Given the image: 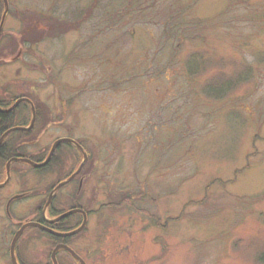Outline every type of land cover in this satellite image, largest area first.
Returning a JSON list of instances; mask_svg holds the SVG:
<instances>
[{
  "label": "rangeland",
  "instance_id": "rangeland-1",
  "mask_svg": "<svg viewBox=\"0 0 264 264\" xmlns=\"http://www.w3.org/2000/svg\"><path fill=\"white\" fill-rule=\"evenodd\" d=\"M93 1L19 0L0 36V99L37 105L27 153L82 141L80 202L125 207L104 209L100 229L93 222L71 245L100 240L73 251L85 264H260L264 0H97L88 18ZM56 21L82 22L58 32ZM23 33L35 42L19 41ZM58 152L49 173L19 165L0 189V264H11L16 223L36 220L39 207L49 218L51 187L82 161L73 147ZM70 191L57 210L70 208ZM21 193L7 219V201ZM18 249L24 264L50 262L48 238L33 229Z\"/></svg>",
  "mask_w": 264,
  "mask_h": 264
},
{
  "label": "flooded vegetation",
  "instance_id": "flooded-vegetation-1",
  "mask_svg": "<svg viewBox=\"0 0 264 264\" xmlns=\"http://www.w3.org/2000/svg\"><path fill=\"white\" fill-rule=\"evenodd\" d=\"M8 1V6L10 7L11 5H14V6H16V5H19V0H7ZM2 2V5H3V0H0V3ZM9 12H10V8H9ZM9 12H8V15H9ZM19 8H15V14L16 15H18L19 13ZM7 15V16H8ZM22 55V51L21 52H19L18 53V55H17V57H16V59L15 60H17L20 56ZM22 99H26V100H28L29 102H31V104L34 106V108L36 109V107H37V105H36V103L34 102V100L31 98V97H29V96H25V95H20V96H13V97H11L10 99H7L6 101H5V99L3 100V99H0V113L1 114H12V113H16L15 115H16V117H18V121H22V119H24L25 118V114L28 112V111H31V106H30V103H28V102H20L19 104H17L16 105V107L14 106L15 105V103L17 102V101H19V100H22ZM15 108H14V107ZM13 107V108H12ZM12 108V109H11ZM20 113H24V114H20ZM28 114V113H27ZM14 114H13V118H14V116H15ZM19 115V116H18ZM37 120V119H36ZM22 122H24V121H22ZM34 126H35V124H34ZM33 126V127H34ZM44 126V125H43ZM42 126V127H43ZM13 128H16V127H13ZM13 128H10V129H13ZM10 129H8V130H10ZM7 130V131H8ZM7 131H5L4 133H6ZM45 131V129L41 132V133H43ZM3 133V134H4ZM2 134V135H3ZM8 137V136H7ZM6 137V138H7ZM5 138V139H6ZM4 139V140H5ZM3 140V141H4ZM79 166V165H78ZM85 166L86 165H84L82 168H81V171H80V173L78 174V175H76L72 180H70L66 185H64L63 187H61L56 193H55V195H54V199H53V201H52V203H51V205H50V207H49V210H53V211H58L55 207V204H56V200H57V197H58V195H60L61 194V192L63 191V189H66L67 187H71L72 185H74V187L76 188V193H75V195H71V191L69 192V194H68V197H65V199L67 200L68 198H69V200H71V202H70V208L68 209V210H63L62 211V213H60V214H58L57 216H59V215H61V214H63V213H66V212H69V211H71V210H79L80 212L79 213H76V214H73V215H71L70 217H68L67 219H71V226L74 228V230L75 229H77V228H79L82 224H83V222L85 221V227L83 228V230H82V232H80L79 234H82V233H86L87 232V230L89 229V227H90V225H93V222H95V225H96V230L97 229H100V224L103 222L102 220H103V217H104V212L103 211H105L104 209H106V210H110V209H112V210H120V209H123V208H125L124 206H115L113 203L112 204H110V205H103V206H101V205H99V206H93V207H86L85 205H83L82 204V202H80V200H81V197H80V192H81V190H82V186H83V184H84V181L86 180V177H87V175L86 174H84L83 173V171H84V168H85ZM78 169V167L76 168V169H74V171L73 172H71V173H69L67 176H64V178L62 179V180H59V181H57L56 183H55V185H54V187L52 188V190H51V192L54 190V188L58 185V184H60L61 182H64V181H67L71 176H72V174L76 171ZM70 195V196H69ZM17 196H22L21 197V199L22 198H24V197H26V194L25 193H21V194H18ZM9 201H10V199L7 201V203H6V205H5V207H4V210H5V214H6V218L7 219H11L12 218V215H11V213H10V207L9 208H7V205H8V203H9ZM13 202H11L10 203V205L9 206H11V204H12ZM73 203H74V205H73ZM128 208L127 209H129V210H131L132 211V213H136V214H144V215H146L147 217H149V219L151 218V215H150V213H148V212H146V211H141V210H138V208H134V206H127ZM137 209V210H136ZM37 211H38V209H37ZM36 211V215L38 214V216H37V220L38 221H41L44 225H45V223H44V215L42 214V212L41 213H39V212H37ZM61 211V210H60ZM57 216H55V217H53V218H48V219H54V218H56ZM67 219H65V220H67ZM152 219V218H151ZM65 220H63V221H65ZM155 221H159L160 222V218H155L154 219ZM62 222V221H61ZM60 223V222H59ZM59 223H57V224H54V225H48V224H46V226H52V227H57V225L59 224ZM92 223V224H91ZM128 223L130 224V221H128ZM20 222L18 221L17 223H16V225H17V227H18V230H19V228H20ZM157 225H159V223H156ZM97 225H98V227H97ZM160 226H162L161 225V223H160ZM91 233V232H90ZM15 235V234H14ZM73 238V237H72ZM72 238H64V239H61V240H66V239H72ZM96 239L97 238H92V237H88L87 239H86V241L83 243V244H81L80 246L79 245H75V246H72L71 245V242H68V243H64V242H60V243H57V244H55L53 247H52V249H51V251H50V254H49V257L51 256V253H52V251H53V249H55L57 246H60V245H62V246H66V247H68V248H70V249H72V247H75V248H77L78 250H82L83 249V247L85 246V248H88V250H89V248L90 247H87V246H94V245H92V243H91V241H93V240H95L96 241ZM100 240V238H98L97 239V241H99ZM19 242V241H18ZM18 242H17V244H16V247H15V249H14V253H15V255H16V258H17V261H18V263L19 264H21L20 263V259L18 258V256H19V252H21L20 251V249H18ZM11 243H12V241L10 242V245H9V249H8V254H9V256H10V247H11ZM73 250V249H72ZM87 250V249H86ZM88 250H87V252H88ZM61 252H65L66 254H61ZM82 252V251H81ZM86 252V253H87ZM7 254V250H5L4 251V256ZM2 255V254H1ZM61 256V255H63V256H65V257H67L68 258V256H69V254L65 251V250H63V249H60V250H58L57 251V253H56V256ZM69 259V258H68ZM47 264H49V262L47 263ZM100 264V263H99Z\"/></svg>",
  "mask_w": 264,
  "mask_h": 264
},
{
  "label": "trees",
  "instance_id": "trees-1",
  "mask_svg": "<svg viewBox=\"0 0 264 264\" xmlns=\"http://www.w3.org/2000/svg\"><path fill=\"white\" fill-rule=\"evenodd\" d=\"M98 2L99 1H97V0L93 1L94 4H92V6H90V8H89L90 10L87 12L86 17H88V18L90 17L91 11L95 9V7L98 5ZM1 10H2V8H1ZM81 22L82 21L77 22V23H69V22L56 21V22H54L53 30L60 32L61 28H64V29H66V31H68V30L71 29V26H75L76 28L79 27ZM38 26L39 25H36L34 22L32 23V28L33 29L36 30L38 28ZM50 28H52V27H50ZM31 36H32L31 33L29 34L28 37H27L26 33H23L21 41L23 43L33 44L35 42V40H32ZM40 38H41V34L36 37L37 40H41ZM20 39H21V37H20ZM27 113H29V112H27ZM36 113H38L37 109H36ZM13 114L15 115L16 113H12V114H1L0 113V137L2 136V134L5 131H7L10 128L23 127V126L27 125V122H28L27 121V116L24 119H22V121H24V122H22L21 120L18 121L19 119H18V117H16V115L13 118ZM20 114H24V113H20ZM37 134H38V132L36 131V128L32 129L29 132L12 133L0 145V182H2L1 180H2V177H3V173L5 174V165H6L7 161H9L10 159L16 158V157L30 158L32 161H34L36 163H42L46 159L48 153L45 155V151L44 152H40L37 155H29V153H27V150H26L27 149V142L34 141ZM77 142L85 149L84 143L82 141H77ZM65 146L70 147L68 145H65ZM70 148H72V147H70ZM58 154H59V152H56L54 154V156L52 157L49 165L46 166L45 168L40 169V170H36L35 171V170L31 169L27 165H24V164H20V165L24 166L25 168H27L30 171H34L36 173H45V174H47V173H49V171H52V167L54 165H58L59 164ZM88 162H89V159H88ZM17 166H19V164H13L12 167H11V171L12 172L16 171V167ZM70 173H71V171H70ZM192 204H194V203H191L190 205H192ZM44 205H45V203H44ZM60 213H62V211H53V210L49 211V215L52 218L57 216ZM48 227L51 228L53 231L58 232V233H65V232H69V231L74 229L71 226V219H67L65 221L60 222L57 225V227H52V226H48ZM37 232L39 234L45 235L49 239L50 245L52 247L55 244L60 243V242H64V243L71 242L75 238L74 237L72 239L61 240V239H58V238H55V237H51L50 235L42 233L40 231H37ZM61 254H66V253L65 252H61ZM68 258L71 259L70 256H68ZM257 260H258V262L260 264H264V252H262L259 255V257H257ZM57 261H58L59 264H61L59 255L57 256ZM20 263L24 264L21 260H20ZM49 264H51V262H49Z\"/></svg>",
  "mask_w": 264,
  "mask_h": 264
},
{
  "label": "water",
  "instance_id": "water-1",
  "mask_svg": "<svg viewBox=\"0 0 264 264\" xmlns=\"http://www.w3.org/2000/svg\"><path fill=\"white\" fill-rule=\"evenodd\" d=\"M4 4H5V11H4V14L2 16V19H1V23H0V32H1V29L3 27V23H4V20H5V17H6V14H7V11H8V8H7V0H4ZM21 101H18L16 103L19 104ZM15 105V107H16ZM14 107V108H15ZM32 121H31V124H30V127L29 128H15V129H11L9 131H7L1 138H0V145L2 143V141L4 140V138L10 134L11 132H15V131H28L30 128H32L33 124H34V111H33V116H32ZM70 143L72 145H74L77 149H79L82 153H83V149L74 141L72 140H69V139H61V140H58L57 142H55V144L52 146L51 150H50V153L47 157V159L45 160L44 163L42 164H35L33 163L32 161H30L29 159H18V158H14V159H11L7 165H6V174H7V179L6 181L0 185V188H3L10 180V165L14 162H21V163H25L27 165H30L32 168H35V169H40V168H43L45 167L49 161L51 160V157L53 156L54 152L57 150V148L62 144V143ZM85 161H86V154L84 153V161L81 163L80 167L78 168V170L72 175V177L70 179H73L81 170V168L84 166L85 164ZM69 179V180H70ZM65 183H62L60 185H58L55 190L53 191V193L50 195L47 203H46V208L49 206L50 202H51V198L54 194L55 191H57L59 188H61ZM18 198V197H17ZM80 211L79 210H71L67 213H64L62 215H60L59 217H57L56 219L54 220H46L45 223L47 224H54V223H58L68 217H70L71 215L73 214H76V213H79ZM85 227V221L83 222V224L81 225L80 228H78L77 230L75 231H72V232H69V233H64V234H59V233H55L53 232L52 230L48 229L47 227H45L44 225L40 224V223H35V222H28V223H25L24 225L21 226L20 230L17 232V234L15 235V238L13 239L12 241V244H11V261L13 264H17L16 262V259H15V255H14V247H15V244L17 242V240L19 239V237L22 235V233L24 232L25 229L27 228H35V229H38V230H41V231H44L50 235H52L53 237H57V238H69V237H73L75 235H77L78 233H80L83 228ZM60 249H63V250H66L74 259H76L80 264H84V262L71 250L69 249L68 247L66 246H57L54 251L52 252V261H53V264H57L56 262V259H55V255L57 253L58 250Z\"/></svg>",
  "mask_w": 264,
  "mask_h": 264
}]
</instances>
